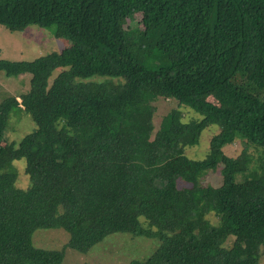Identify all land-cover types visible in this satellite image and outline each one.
<instances>
[{
    "label": "trees",
    "instance_id": "trees-1",
    "mask_svg": "<svg viewBox=\"0 0 264 264\" xmlns=\"http://www.w3.org/2000/svg\"><path fill=\"white\" fill-rule=\"evenodd\" d=\"M0 24L54 25L73 42L0 59L8 76L31 74L28 91L0 104V264H62L66 247L88 252L114 232L160 240L129 264H262L264 0H0ZM159 97L203 117L185 122L173 108L155 131ZM15 108L36 123L17 145L4 141ZM210 124L220 130L208 155L188 157ZM238 139L243 152L227 155ZM21 158L25 189L12 168ZM219 165L222 184L201 185ZM53 227L70 235L63 249L33 244Z\"/></svg>",
    "mask_w": 264,
    "mask_h": 264
},
{
    "label": "rangeland",
    "instance_id": "rangeland-1",
    "mask_svg": "<svg viewBox=\"0 0 264 264\" xmlns=\"http://www.w3.org/2000/svg\"><path fill=\"white\" fill-rule=\"evenodd\" d=\"M130 22L129 25L140 22V15ZM72 40L65 36H57L55 26L42 27L30 25L25 30L13 31L0 24V59L10 60H33L39 56L47 55L51 52H59L70 46ZM60 70H55L50 81L58 75ZM106 77L93 76L91 80L103 81ZM116 83L118 79H113ZM31 86V74L25 73L19 76H8L4 71H0V104L9 96H19L28 91ZM19 100H21L19 98ZM155 113L153 122L155 131L167 127L169 124L170 111L178 108L185 122L200 120L203 116L192 107L180 105L176 99H165L159 97L155 102ZM36 128L35 120L30 112L15 108L9 117L4 131V141L13 142L16 145L22 138ZM218 124H210L201 133L198 144L189 146L185 152L192 159L205 158L210 150V140L218 133ZM245 143L238 139L234 144L224 147V152L230 156H238L243 152ZM249 152L257 157L258 148L251 145ZM12 168L16 171L17 177L15 185L18 188H27L31 181L26 173V160L24 158L12 161ZM223 182L222 165L216 170H208L200 177L201 185L219 186ZM181 186H189L187 182L180 181ZM208 219L217 224L219 219L213 213L208 214ZM144 219V217H141ZM145 220V219H144ZM233 237L226 242L230 246ZM70 238L69 233L62 227L37 228L33 233V244L46 249H63ZM160 240L157 237L145 235H134L127 232H114L109 234L103 241L97 243L88 252H81L72 247H66L65 258L62 264H129L132 260H144L153 254L158 248ZM264 264V246L260 259Z\"/></svg>",
    "mask_w": 264,
    "mask_h": 264
}]
</instances>
